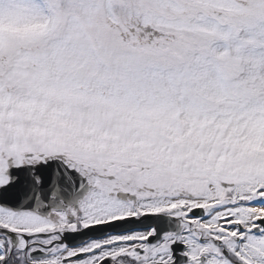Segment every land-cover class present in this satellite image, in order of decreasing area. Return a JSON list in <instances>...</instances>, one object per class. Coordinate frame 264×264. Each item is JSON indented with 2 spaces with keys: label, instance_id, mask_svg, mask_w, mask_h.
<instances>
[{
  "label": "snow or ice",
  "instance_id": "6c2138e0",
  "mask_svg": "<svg viewBox=\"0 0 264 264\" xmlns=\"http://www.w3.org/2000/svg\"><path fill=\"white\" fill-rule=\"evenodd\" d=\"M0 264H264V0H0Z\"/></svg>",
  "mask_w": 264,
  "mask_h": 264
}]
</instances>
